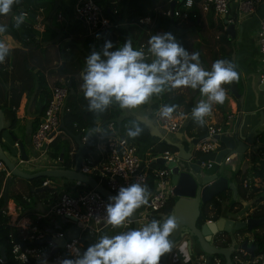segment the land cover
<instances>
[{"label": "crops", "instance_id": "crops-1", "mask_svg": "<svg viewBox=\"0 0 264 264\" xmlns=\"http://www.w3.org/2000/svg\"><path fill=\"white\" fill-rule=\"evenodd\" d=\"M48 1L49 0H47V3ZM76 1L77 0H55L53 8L50 7V5H46V9L35 6L34 18L26 17L25 24L20 26L19 29L14 26L13 17L20 15L22 11L27 9V7L23 5L24 0H20V3L15 4L8 15H0V24L8 26L7 33L3 38L12 49L8 57H6L5 62L2 63L7 70L6 72H8V75L3 76L0 70V110H2L5 115V130L1 141L5 154L9 156L19 168V164H23L24 162L19 155L20 149L16 146L17 141L13 139L12 135H15L19 141L24 143L26 153L31 159L36 154L32 144V135L38 124L36 121H39L40 119L41 115L39 114L43 111V107L46 104L47 95L48 97L50 95L52 85L68 80L70 87L71 80L73 79L76 83L77 94H83L80 88V85L83 82L82 73L86 67V57L89 56L92 51H102L103 45L109 40L113 42V50H115L116 48L122 47L123 43L131 37L134 49H139L141 43H146L147 46L144 48V51L147 55L148 40L152 35H155V30L152 29V27L155 28L154 25L156 23L148 25L140 24L139 22H131L129 21L130 15L128 12L126 17L117 22L113 21L111 17L105 14L112 22L118 23L119 26L106 33L90 35L88 30H86L84 23L83 27L80 25V21L75 18L74 9ZM105 1L106 4L102 7L110 8L111 6L114 7V5L121 0ZM202 1L203 0H199L198 2L200 12L199 14L196 12L198 14L196 21H193L192 19H179L178 22L172 23L166 32H171L176 37L177 41L181 40L183 37L186 38V42L190 49L196 46V44L201 43L204 52H206L210 47L218 49V37L221 32L217 27H212V22H215L217 26L220 20L223 19V16L216 15L215 11L211 8H204L202 6ZM237 2L238 0H231V15H235L236 13ZM30 9L33 11V8ZM262 18H264V0L259 5L255 14L247 17L238 24L237 27V36L235 39L237 45V47H235L237 54L236 64L240 69V79L237 84L239 90L237 92L245 95L244 105H242L241 100L235 98L231 92L230 84H225L223 85L226 90L224 103L213 104L212 113L205 117V124L202 127L192 119V111L188 113L184 111L186 116L179 131L171 133L163 130L154 117L155 110L161 103H164L161 98L162 95H154L151 100L147 104L142 105L140 109L130 111L128 116L123 117L121 114L124 110H121L118 105L113 104L111 107L119 113L114 120L119 122L125 118H133L140 121L149 128L152 135L151 142L163 141L176 147L177 152L175 154L176 160L178 161H183V159L189 158L190 156H200L201 154L196 153L193 139L205 136L208 122H215L218 125L223 124L226 121L228 114L234 113L236 118V125L230 131V134L234 133L237 125L243 122L244 119H246L247 125L245 127V134H247L250 129L259 122L260 115L258 112L261 109L264 111V108L262 107L264 101V85L260 83V75L263 68H259L254 62V57L257 53L259 54L254 32ZM158 22L159 21L157 20V24ZM202 29L210 34H216L217 38L214 43L209 44L210 42L205 38V35L201 33ZM238 41L241 43L237 44ZM246 42L251 45V49L253 50L246 45ZM151 59H153V57L148 56L147 62H151ZM62 69H65L66 72H62ZM40 76L43 78L41 84L39 83ZM11 77H13V79ZM5 78L7 79L6 81L4 80ZM10 82H12L15 87L24 86V93L22 94L18 108L16 109L17 119L15 123L13 122L9 107L11 95L6 97L5 91V87L11 84ZM231 84H233V82ZM44 85H46L45 88H43ZM173 90L177 93L185 94L188 98L193 92V89L191 88H177ZM70 92L71 90L69 89V95ZM69 95L65 103L66 111H64V114L70 110L68 107ZM200 99H202V97H200ZM12 100H18V94L13 97ZM262 127L257 129V133L262 130ZM66 135L67 134L63 135V138L66 137ZM69 137L72 151L76 152V140L71 136ZM255 147L256 145L253 143L247 152L256 149ZM222 148L223 146L220 149ZM247 152L237 155L232 159L231 157L225 159L227 164L233 166L230 171H226L224 166L222 167L215 162H213V167L206 166L205 168L209 174L224 175L229 179V182H232L237 187V189L239 184L242 183L243 178L252 184L254 180L253 175L250 177L236 175L238 170H246L249 166V158L246 155ZM262 157H264V155H261L260 159ZM237 161L239 162V166L236 165ZM47 163L48 161H46L45 168H64L56 162L51 161L48 164ZM260 163L261 160L259 161V164ZM44 169H39L34 171V173ZM15 181L16 180L12 181L15 186L13 188L14 192L24 193L23 190L26 183L23 181H17L15 183ZM75 186L76 184H70L68 187L72 190L75 189L73 188ZM231 191L232 195H234V191ZM48 197L49 194L47 193L45 197L37 200L38 209L43 210V206L45 207L47 204ZM177 200L178 197L175 196L170 199L169 203H173V208L170 212H166V217L173 213ZM238 200L241 204H246L248 202V200L241 198L240 195L238 196ZM9 201L12 203L13 200L10 199ZM224 202H227L228 204V201ZM250 202L252 203V201ZM222 210L225 217L231 216L233 219L238 217L234 209L228 210L227 206L223 205ZM214 215L215 211L212 210L209 212L208 216L212 218ZM25 217L30 216L22 213V218ZM72 226V223L69 225L68 222L59 219L57 224L53 225L52 228L56 230H67ZM12 229V233L15 236L16 233H18V229L21 230V228ZM120 232L121 228L112 227L105 228L99 232L84 231L81 233L84 242L83 249L85 251L88 246L96 243L101 235L107 234L109 236H114ZM252 234V232H245L243 233V236ZM234 235H236L235 232ZM235 240L236 242H241L238 238H235ZM228 244L227 247L232 248L237 245H233V241H229ZM201 252L202 248L197 238L186 235L181 238L178 244L173 247L171 252H169V264H190L191 261H194L200 256ZM55 256L50 262H47V264H59V261L63 260L64 252L61 251ZM66 259L69 258L66 257Z\"/></svg>", "mask_w": 264, "mask_h": 264}, {"label": "built area", "instance_id": "built-area-1", "mask_svg": "<svg viewBox=\"0 0 264 264\" xmlns=\"http://www.w3.org/2000/svg\"><path fill=\"white\" fill-rule=\"evenodd\" d=\"M263 0H238L235 15L230 14L231 0H203L202 6L206 9L214 8L216 15L225 16L228 23H235L238 27L243 20L255 14L259 5ZM195 0H185L182 8H175L173 17L181 20H190L196 18L197 13L192 12ZM75 18L86 26L90 35L98 33H106L117 28L118 23H114L105 13L104 8L99 5L96 0H77L75 5ZM156 12L165 16H172L171 8L167 11L156 9ZM25 17H30L28 11H22ZM231 15V16H230ZM15 17V16H14ZM155 21L152 17H146L140 20V24L152 25ZM227 25H225L226 28ZM256 42L258 52L264 63V18L260 19L257 27ZM145 42L141 43L140 48H145ZM139 48V49H140ZM260 83L264 85V67L261 70ZM164 94V93H163ZM163 94L162 97H163ZM69 95L68 80L62 83H55L50 89L49 98L46 101L44 113L40 116L37 127L32 135V144L36 154L29 162L39 163L45 168L46 161L59 163L49 157L50 144L61 135L68 134L62 128V121L65 109V103ZM161 97V98H162ZM166 103H161L155 110L154 117L163 130L174 133L179 131L185 120V113L182 107H178L171 117L165 118L158 113ZM264 108V101L263 106ZM235 114H228L226 121L218 125L215 122L207 123V132L205 137L196 145V153L201 155L220 149V142L215 138L216 135L230 134L235 127ZM98 129V131H95ZM94 130H81V139L84 143L90 144L93 153H89L84 157L80 171L94 177L99 184L104 185L112 192L118 194L120 187L128 186L132 183L140 182L148 186L151 179L154 181V190L149 197L148 205L137 209L139 215V228L151 222L153 219L160 220L166 218V207L170 199L174 196L173 185L171 183V169L167 166H153L158 158H164L170 163L176 160V154L171 151H165L157 155H152L150 151L144 153L142 148L138 146L132 138L127 136L117 126V122L112 119L105 124L98 123ZM92 135L89 136V134ZM17 147L20 146L17 143ZM72 154L75 152L72 151ZM20 155V152H19ZM46 159V160H45ZM260 165L264 169V157L261 159ZM24 162V161H23ZM161 165V164H160ZM213 167V161H204L202 167ZM54 168V167H53ZM52 169V168H45ZM6 174V180L0 190V200L4 194L6 181L12 175L11 171L0 161V173ZM63 184H56L53 179L47 178L41 186H48L49 197L47 204L43 210L38 209L37 212L30 217L22 218V208L13 200L8 202L4 212L9 218L8 224L18 229L16 236L11 233L10 241L12 244V254L17 264H28L42 259L54 246L52 242L45 245L33 244L36 241L47 236L64 237V230L53 229L52 226L57 224L58 220H64L71 224L68 218L76 219V222H82L85 227L82 232H99L111 226L105 225L104 217L106 215V205L109 200L98 190L88 186L85 183L77 181L72 191L63 189ZM245 187L251 188L249 181L244 182ZM255 211L253 207L246 215L238 216L235 220H245ZM209 221V220H208ZM76 226V223H72ZM133 219L130 218L121 228V232L131 230ZM120 232V233H121ZM237 238L241 241L232 249L233 264H264V251L252 258L250 253L241 247L244 240H248L249 244H253L254 234L245 235L237 234ZM84 242L81 234L68 240L63 248L64 254L69 259H74L73 249H79L83 253ZM8 261V260H7ZM2 257L0 262L5 264ZM206 254H201L197 259L191 261L190 264H205ZM212 264H226L223 259L216 255Z\"/></svg>", "mask_w": 264, "mask_h": 264}, {"label": "clouds", "instance_id": "clouds-1", "mask_svg": "<svg viewBox=\"0 0 264 264\" xmlns=\"http://www.w3.org/2000/svg\"><path fill=\"white\" fill-rule=\"evenodd\" d=\"M18 3L20 0H0V15H8ZM13 19L14 26L19 29L26 17L21 13ZM7 29V25L0 24V64L12 50L3 38ZM113 47L112 41H106L102 51H92L86 57L80 88L88 101L87 110L96 115L106 112L113 104L121 110L137 109L154 95L191 88L198 89L202 97L191 113L192 119L202 127L205 117L212 113L213 104L224 103L226 90L223 85L239 80L234 63L218 59L211 70H206L201 64L200 53L186 50L171 32L152 35L148 40L147 55L143 48H133L131 37L122 47L115 50ZM148 56L153 57L151 62H147ZM177 107L165 105L158 114L171 117ZM142 132L136 122L126 129L127 136L132 139ZM150 196L148 186L140 182L120 187L118 194L109 197L105 225L123 227L137 209L148 205ZM177 228L175 216H167L163 222L153 219L137 229L114 236L101 235L82 254L79 249H73L75 258L63 259L59 264H160L161 257L173 249L170 236Z\"/></svg>", "mask_w": 264, "mask_h": 264}, {"label": "trees", "instance_id": "trees-1", "mask_svg": "<svg viewBox=\"0 0 264 264\" xmlns=\"http://www.w3.org/2000/svg\"><path fill=\"white\" fill-rule=\"evenodd\" d=\"M55 0H49L47 3V0H24L23 5L27 7L26 11L29 12L30 17L34 18V7L37 6L38 8L46 9V5H50V7L53 8ZM176 1V8H182L185 0H173ZM172 0H121L117 4L111 6L110 8H104L105 14L115 22L123 19L126 17L127 12L129 13V21L131 22H140L141 19H144L146 17H152V19L156 23L152 29L155 30V34L157 33H164L168 30V28L172 25V23H176L179 21L180 18L177 17H171V16H165L158 14L156 12V9H160L162 11H167L171 8ZM52 2V5H51ZM199 0H195V5L192 8V12H197L199 14L200 9L198 6ZM163 4V5H162ZM33 8V11L32 9ZM214 10V8H211ZM198 17V16H197ZM172 19H174L172 21ZM193 21L197 20L191 18ZM157 20L159 21L157 24ZM224 20H220L219 24L216 26L215 22H212V27H217V29L221 32L220 36L218 37V49H215L213 47H210L208 49V53L204 52L203 45L201 43L196 44L193 48L188 47V43L186 42V38H181L178 42L183 46L186 50L189 52H199L200 53V61L202 66L206 70H211L212 64L218 60V59H224L229 60L232 63L236 65V70L239 72V79H240V69L236 62L233 61V51L234 47H236L235 40L231 38V36L228 34L225 24L223 23ZM153 23V24H154ZM25 22L21 25L23 26ZM210 57V58H208ZM0 70L1 74L8 75L7 70L5 67L0 64ZM62 72H66L65 69L61 70ZM12 76V75H11ZM13 79V77H11ZM41 84V81L43 78L41 76L39 77ZM7 80L6 78L4 79ZM239 81V80H238ZM238 81H234V87L236 91H238ZM8 86L5 87L6 91V97L10 96V112L13 117V122H16L17 115H16V109L18 108L19 101L21 99L22 94L24 93V86H13L12 82H10ZM71 86L69 89L71 90L69 99H68V107L70 110L66 112L63 115V122L66 131L72 134H80L81 130L87 129V130H94L98 123L101 122L102 124H105L106 122L115 119L119 113L114 110L113 107H109L108 110L102 114L96 115L92 112H89L87 110L88 101L85 100L83 94H77L76 90V83L72 79L71 80ZM46 85H44L43 88H45ZM18 94V100H12L13 97H15ZM201 97V94L199 90H193L192 95L188 98L185 94L177 93L174 90L172 91H166L163 94V101L167 105H177L178 107H182L186 113L191 112L192 109L196 106L197 102L199 101ZM47 95V99H48ZM45 106L43 107V111L40 112L39 115H42L45 110ZM177 107V108H178ZM38 122V121H36ZM133 122L138 123L141 128L143 129V132L141 135L136 137L135 139H132L138 146L142 148V151L148 152L152 155H157L159 153H163L165 151H171L173 153L177 152V149L175 146L167 143V142H151L152 135L150 133V130L147 126H145L140 121H137L133 118H125L119 122H117L118 128H120L124 133H126L127 127L131 126ZM70 134H67L66 137L63 138V135L58 136L49 146V157L53 160H57L60 165H62L64 168H72L74 166V154H72V146L70 142ZM256 145V149L247 152V157L249 158V166L244 169H240L237 171L236 175H242L243 177H246L249 172L254 176V180L251 184V188H247L244 185L245 178L242 179V183L238 186V195L237 197H234L232 195V189L228 191H224L221 194H219L217 197H215L211 202L204 205L202 208V215L199 218V227L204 224L208 220H217L222 215L224 216V212L222 210L223 202L228 201L227 209L233 210L238 208V206H243V204L240 203L238 200V196L240 195L241 198H244L245 200L252 201L253 207L255 208V211L250 215L251 217H262L264 216V169L259 164L261 155H264V130H261L257 133L254 141ZM221 148V147H220ZM62 149H65V155L64 159L60 161V154ZM153 166H159L164 167L163 165L154 163ZM19 179L20 181L25 182V188L24 193H17L14 192L13 189V182L10 188V195L9 200L12 199L16 202L18 206L22 208V213L28 216H33L37 210H38V203L37 200L45 197L49 191L40 192L38 194H34L33 188L40 187L44 180L47 179L46 177L37 178L33 180H26L19 178L17 176H13V180ZM53 179V178H50ZM6 180V174L4 172L0 173V190L2 189L4 182ZM154 181L151 179V181L148 184V188L152 192L154 190ZM260 203V204H259ZM4 204H5V196L3 194L1 200H0V258L1 255V247L5 248L6 255L8 258L9 264H17L16 260L13 257L12 254V244L10 241V234L13 232V229L8 224L9 218L4 212ZM257 204V205H256ZM259 204V205H258ZM173 208V203H169V205L166 207L165 211L170 212ZM215 211V215L210 218L209 212ZM249 217V216H248ZM263 226H260L254 230H248L246 228L240 229L235 231V234H243L245 232H252L254 234V241L252 242L255 246V253L259 254L264 251V233L260 234L258 232L259 228H262ZM133 229V226L131 230ZM225 241V242H224ZM231 242V237L229 234L219 233L214 237V244L218 247H227L228 242ZM223 242V243H222ZM204 254L202 251L200 253ZM224 262H226V259L223 255H219ZM56 257V256H55ZM66 255L64 254L63 259H66ZM0 264H2L0 262ZM28 264H35L34 262H30ZM162 264V262H160Z\"/></svg>", "mask_w": 264, "mask_h": 264}, {"label": "water", "instance_id": "water-1", "mask_svg": "<svg viewBox=\"0 0 264 264\" xmlns=\"http://www.w3.org/2000/svg\"><path fill=\"white\" fill-rule=\"evenodd\" d=\"M176 8V1L171 3V11L173 17V11ZM224 24L228 34L233 40L237 36V25L235 23H228V19L223 16ZM174 19H172L173 21ZM237 54L236 48L233 51V61L236 62ZM230 89L236 99L241 100L242 105H244L245 95L240 94L236 91L233 84H230ZM260 120L255 124L250 131L245 134L246 119L237 125L233 134H220L216 135V139L220 142V147L222 149L218 151L210 152L208 154L197 156H190L189 158L183 159V161L175 160L173 162H166L164 158H158L157 163L167 166L171 169V183L173 185V194L178 197L176 204L173 209L171 216H175L178 222V228L170 236V240L174 242L176 246L181 238L184 236H193L197 238L202 251L206 254V263L212 264L213 258L216 255H223L226 259V264H233L232 262V247H218L214 244V237L219 233L229 234L233 245L237 244L234 232L240 229L254 230L261 225H264V216L248 217L245 220H235L231 216L225 217L221 216L217 220H209L202 224L200 227L198 225L199 218L202 215V208L204 205L211 202L215 197H217L222 192L232 189L234 191V197L238 195L237 187L229 182V179L224 175L209 174L206 168L202 167L204 161H213L222 167L225 166L226 158H235L237 155L246 153L250 146L253 145L255 137L257 135V129L264 125V111L261 109L259 112ZM4 112L0 110V161L4 162L8 169L11 171L12 175L7 178L6 187L4 190L5 204L4 209L7 207L9 202L10 188L13 181V176H17L26 180H33L37 178H63L68 180L79 181L87 184L88 186L95 188L102 195H104L108 200L110 196L116 195V193L109 190L104 185L98 183V181L89 175L83 174L80 169L83 163L84 157L93 153L90 149L89 143H84L81 139L80 134H72L66 131L64 122L62 121L63 129L70 134L76 140L77 150L74 153V166L72 168H52L44 169L35 173H28L21 168H19L9 156L5 154L2 145V136L5 130L4 124ZM13 139L17 141L20 146V157L24 162H29L30 157L26 153V148L23 142L19 141L15 135H12ZM205 136L197 137L193 139V144L196 145ZM65 149H62L60 154V161L64 159ZM234 156V157H233ZM48 186H40L38 188H33L34 194L49 191ZM41 205V204H40ZM133 229L139 228V215L136 210L133 217ZM70 223H76V226H72L65 230L64 237H51L47 236L43 239L36 241L33 244L45 245L49 242L53 243V247L47 253L45 257L36 262V264H42V261L46 260L50 262L52 258L61 252L66 244V242L74 237H78L82 233V229L85 224L82 222H76V219L68 218ZM241 247L250 253L251 257L255 256V246L254 244H249L248 240H244ZM173 246V247H174ZM84 252V250H83ZM2 258L7 261V255L4 247H1ZM169 253L164 254L161 257L162 264H169ZM5 264H9L8 261Z\"/></svg>", "mask_w": 264, "mask_h": 264}, {"label": "rangeland", "instance_id": "rangeland-1", "mask_svg": "<svg viewBox=\"0 0 264 264\" xmlns=\"http://www.w3.org/2000/svg\"><path fill=\"white\" fill-rule=\"evenodd\" d=\"M96 2H97L99 5H101V6H103V5L106 4V1H105V0H96ZM80 25L84 27L83 22H81V21H80ZM86 30H87V29H86ZM201 33H203V35H205V38L210 42L209 44L214 43L215 40H216V38H217L216 34H210L209 32H207V31H205V30H203V29H202ZM254 36H255V38H256V36H257V29H256V31L254 32ZM246 41H247V39H246ZM240 43H241V42L238 41L237 44H240ZM246 45L251 49V45H250L248 42H246ZM236 47H237V45H236ZM251 50H253V49H251ZM205 51H206V49H205ZM206 52L208 53V50H207ZM255 57H256V58H255ZM255 57H254V62L256 63V65H257L259 68H263V67H264V63L262 62L260 55L257 53ZM226 87H227V86H226ZM140 108H141V106H140L139 108H137V109H140ZM137 109L124 110V111L122 112L121 116H122V117H123V116H128L129 113H130V111H135V110H137ZM117 126H118V125H117ZM262 130H264V126L262 127ZM145 153H147V152H145ZM34 156H35V155H34ZM34 156H33V157H34ZM33 157H32V158H33ZM45 160H46V159H45ZM47 164H48V163H47ZM19 165H20V168H21L22 170H24V171H26V172H28V173H34V171H37V170H39V169H44L43 166H42L41 164H39V163H35V162H33V163H30V162L26 163V162H24L23 164H19ZM236 165L239 166V162H238V161L236 162ZM47 167H48V165H47ZM224 168H225L226 171H230V170L233 168V166H230L229 164H225ZM251 175H252L251 172H249L247 176L250 177ZM17 181H20V180H19V179H16L15 183H16ZM53 182H55L56 184H57V183H58V184H63V185H62V186H63V189H65V190H67V191H72V190L70 189V187H68V186H70V184H71V185L76 184L77 181H74V180H68V179H63V178H53ZM66 185H67V186H66ZM14 187H15V186L13 185V188H14ZM259 204H260V203H259ZM259 204H258V205H259ZM223 205L226 206V205H227V202H223ZM256 205H257V204H256ZM263 206H264V205H263ZM252 208H253V204H252L250 201H248L246 204L244 203L243 206H238V208L234 209V211H235L236 215H238V216H243V215H246L250 210H252ZM261 226H263V225H261ZM258 232H260V234H263V233H264V227L259 228V229H258Z\"/></svg>", "mask_w": 264, "mask_h": 264}]
</instances>
